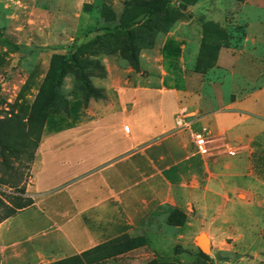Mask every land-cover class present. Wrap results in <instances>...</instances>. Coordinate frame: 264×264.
<instances>
[{"label": "crops", "instance_id": "0c3cea01", "mask_svg": "<svg viewBox=\"0 0 264 264\" xmlns=\"http://www.w3.org/2000/svg\"><path fill=\"white\" fill-rule=\"evenodd\" d=\"M186 35L181 23L158 33L153 47L141 49L139 71L122 72L117 57H103L106 75L91 80L105 98L85 105L73 94L69 113L47 118L31 165L44 164L45 172L31 174L26 192L34 202L14 216L44 207L56 225L60 212L68 255L123 234L138 236L137 228L145 244L122 254L152 248L144 230L167 204L201 209L211 257L234 254V242L220 243L253 239L249 227L264 235V219L254 214L264 207V85L245 90L228 68L234 57L221 63V52L224 67L206 78L194 71ZM224 68L232 70L230 82ZM190 130L207 133L204 148ZM243 209H250L248 217ZM205 236L200 241L208 246Z\"/></svg>", "mask_w": 264, "mask_h": 264}, {"label": "rangeland", "instance_id": "374dc122", "mask_svg": "<svg viewBox=\"0 0 264 264\" xmlns=\"http://www.w3.org/2000/svg\"><path fill=\"white\" fill-rule=\"evenodd\" d=\"M149 1L0 0V118L12 112L27 116L52 53L70 55L80 49L83 56H96L102 63L104 56H114L123 67L122 72L126 71L131 65L123 48L129 35L123 29H134L138 44L151 35L153 29H146L145 22ZM169 11L168 15L154 19L152 25L163 26L170 17L175 18L168 30L159 32L163 33L181 23L187 31V49L194 51V71L206 78L209 72L216 71L215 66L224 67L218 63L221 52V63L234 57L228 68L233 67L238 73V82L243 79L245 90L264 85V0H172ZM95 37L98 43L87 46ZM112 49L115 52L107 53ZM224 70V78L230 82L232 70ZM77 89L73 74L68 73L62 92L68 98ZM261 150L262 146H258L255 151ZM259 162L264 166V157ZM23 171L27 174L26 168ZM44 172V164H37L30 170V177H40ZM30 177L27 176L28 182ZM248 210L243 209L245 217ZM172 211L175 223L169 220ZM47 213L48 209L33 206L13 215L0 227V264H43L70 254L60 228L63 216L56 213L55 225ZM195 214L197 222L193 223ZM254 214L264 219V207L257 208ZM201 218V209L188 210L186 203L167 204L153 217V225L144 230L152 248L118 254L104 264H143L154 258L177 264H227L223 261L235 259L240 264H264V235L252 227L249 229L255 233L253 239L220 243L226 246L234 242L239 249L234 254L221 250L211 257V243L202 229ZM140 234L144 235L137 228L135 235ZM203 235L208 240L205 250L200 247Z\"/></svg>", "mask_w": 264, "mask_h": 264}, {"label": "trees", "instance_id": "16d2710c", "mask_svg": "<svg viewBox=\"0 0 264 264\" xmlns=\"http://www.w3.org/2000/svg\"><path fill=\"white\" fill-rule=\"evenodd\" d=\"M172 0H150L147 6L146 29L153 31L142 42L133 33L134 29L124 30L129 36L123 52L131 67L139 71V54L143 48H151L155 43L156 35L161 30H168L174 19L171 17L163 25H152L154 19L170 13L169 5ZM133 18V17H132ZM137 39V40H134ZM98 39H91L90 43L96 44ZM115 52L114 49L107 53ZM93 53V55H95ZM72 73L77 84L76 95H81L86 105L90 98H105L102 87L93 84L91 77H104L106 68L96 56H83L80 49L72 54L52 53L48 68L40 80L37 93L29 107L27 116L19 112H12L10 116L0 118V223L15 215L18 211L33 204V197L26 192L30 177L32 162L41 140L42 130L47 118L58 112L69 113V99L62 92L65 76ZM28 86L29 82H25ZM27 169L24 174L23 169ZM29 172V173H28ZM7 190H13L6 192ZM5 196V197H4ZM8 197V198H7ZM175 211V210H174ZM174 211L169 215L172 220ZM145 244L143 236L120 235L108 239L79 253L64 256L43 264H104L109 258H114L128 250ZM202 254L204 252L201 251ZM143 264H177L173 261H159L151 259Z\"/></svg>", "mask_w": 264, "mask_h": 264}, {"label": "built area", "instance_id": "2783aa9c", "mask_svg": "<svg viewBox=\"0 0 264 264\" xmlns=\"http://www.w3.org/2000/svg\"><path fill=\"white\" fill-rule=\"evenodd\" d=\"M182 125L184 127L189 126L188 122H184V121H183ZM190 135L192 137V140L194 141V143L196 144V146L198 148L201 149V148L205 147V144L207 142V139H206L207 133L206 132H197V131L190 130Z\"/></svg>", "mask_w": 264, "mask_h": 264}, {"label": "bare ground", "instance_id": "6f19581e", "mask_svg": "<svg viewBox=\"0 0 264 264\" xmlns=\"http://www.w3.org/2000/svg\"><path fill=\"white\" fill-rule=\"evenodd\" d=\"M200 243H202V245L204 246L205 249L208 248L206 240L202 239V240L200 241Z\"/></svg>", "mask_w": 264, "mask_h": 264}, {"label": "water", "instance_id": "95a60500", "mask_svg": "<svg viewBox=\"0 0 264 264\" xmlns=\"http://www.w3.org/2000/svg\"><path fill=\"white\" fill-rule=\"evenodd\" d=\"M200 247H201L203 250H205V248H204V246L202 245V243H200Z\"/></svg>", "mask_w": 264, "mask_h": 264}]
</instances>
